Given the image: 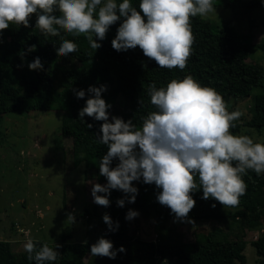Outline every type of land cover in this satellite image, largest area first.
<instances>
[{
  "label": "clouds",
  "instance_id": "clouds-1",
  "mask_svg": "<svg viewBox=\"0 0 264 264\" xmlns=\"http://www.w3.org/2000/svg\"><path fill=\"white\" fill-rule=\"evenodd\" d=\"M33 15L35 27L45 37H60L55 49L58 56L78 51L77 44L62 32L74 37L83 34L90 47L98 50L109 29L119 22L111 40L114 50L126 52L138 46L158 67L184 70L195 41L191 18L218 14L213 0H140L138 8L130 0H0V44L2 32L10 23L31 27ZM36 47L27 46L20 53L21 60ZM17 67H23V63ZM27 67L41 71L44 63L37 56ZM72 90L78 99L86 95L84 89ZM105 91L107 85H90L85 106L78 113L82 121L88 116L102 122L97 139L107 147L99 163V175L106 183L95 182L91 187L95 204L107 208L111 191L118 190L125 195L117 199V206L124 207L126 201L135 203L139 189L134 181L154 184L159 190L156 200L171 210L174 222L193 224L189 217L196 204L192 193L202 189V199L212 198L225 208L237 207L247 189L242 175L247 170L264 174V142L230 131L244 113L239 109L229 111L221 94L201 85L192 75L171 79L159 88L151 83L148 95L155 110L141 118L139 127L132 118L110 114L112 105L102 97ZM138 103L143 106L141 98ZM211 206L215 208L216 204ZM138 216L137 210L129 209L125 219L131 221ZM102 218L108 231L118 230L119 222H113L107 212ZM67 219L76 223L72 213ZM60 247L56 243L55 247L40 245L32 239L24 244L28 259L35 264H53ZM118 251L126 249H115L105 236L90 246L92 256L115 259Z\"/></svg>",
  "mask_w": 264,
  "mask_h": 264
},
{
  "label": "trees",
  "instance_id": "trees-1",
  "mask_svg": "<svg viewBox=\"0 0 264 264\" xmlns=\"http://www.w3.org/2000/svg\"><path fill=\"white\" fill-rule=\"evenodd\" d=\"M122 2V0H118ZM138 8L140 0H130ZM217 5L235 7L236 5L250 10L264 9L262 0H218ZM264 23V20H263ZM31 27L10 23L9 28L2 32L3 43L0 44V119L9 112H29L31 110L50 111L60 108L63 112L61 134L70 137L73 145L75 164L85 162L97 175L99 163L106 153L107 147L100 144L97 133L101 121H95L85 116L79 119V110L85 106L89 96L87 88L90 85L99 87L107 85V91L102 97L112 107L108 110L113 115L125 120L132 118L138 127L141 118L154 111L148 95L149 85L156 83L157 88L166 86L171 79H183L192 75L201 85L214 88L224 98L228 110L237 102L251 95L253 88L262 84L264 66L258 62L247 61L250 54V43L239 40L235 32L228 26L216 27L208 19L199 16L191 18L192 31L195 36L192 45V55L184 70L178 68H160L154 60L144 56L142 50L117 52L111 46V40L116 34L119 22L113 25L101 41L102 47L94 50L90 47L85 35L74 37L61 33L67 39L73 40L78 51L68 56H58L56 47L61 43L60 37H45L35 27V16L30 21ZM95 38V37H94ZM35 44L36 50L27 54L24 61L20 53L27 46ZM264 49V41L258 44ZM39 56L44 63V70H29L27 64ZM73 60L79 64H74ZM23 63V67H17ZM72 89H84L86 95L78 99ZM122 98L123 106H116V99ZM143 100V106L138 103ZM248 108L250 117L243 124L249 128L261 131L264 128V93H256L251 97ZM91 123L92 128L87 124ZM234 134L239 130L237 121ZM115 161L113 162V166ZM247 185L246 194L240 197L237 207H227L233 211L224 212L225 207L210 198L202 199V189L192 193L196 201L189 217L197 220H221L241 218L243 227L249 230L257 229L259 235L251 241L258 258L256 264H264V174L257 175L253 170H247L242 175ZM99 180L106 179L99 175ZM198 181V178H197ZM139 191L135 203L125 202L124 207L117 206V199L125 194L112 190L110 205L105 208L113 222H119L115 232L108 231L105 224L104 236L113 242L114 248L124 246L125 252H117L115 259L108 258L106 264H245L243 253L247 241L243 235L233 238L218 239L215 233L197 235L193 241L183 239L145 240L130 234L124 218L129 209L138 210L150 207L154 218L159 220L174 219L171 210L159 204L156 193L159 191L154 184L133 182ZM215 203L216 207L211 205ZM40 245L46 243L34 240ZM95 241L66 242L59 245L57 264H90L86 262L90 255V246ZM48 244V243H47ZM50 247L52 245L48 244ZM0 264H35L28 259L25 251L14 253L11 242L0 240Z\"/></svg>",
  "mask_w": 264,
  "mask_h": 264
},
{
  "label": "rangeland",
  "instance_id": "rangeland-1",
  "mask_svg": "<svg viewBox=\"0 0 264 264\" xmlns=\"http://www.w3.org/2000/svg\"><path fill=\"white\" fill-rule=\"evenodd\" d=\"M218 15L208 19L213 26L230 27L239 40L250 43L247 61L264 66V49L257 47L264 41V9L247 10L238 5L224 7L213 0ZM74 64H79L73 60ZM256 93H264V77L251 95L237 102L229 111L241 110L235 134L249 135L254 142H264V128L258 131L244 125L250 117L249 104ZM116 106H123L122 98ZM111 115L112 112H110ZM64 112L60 108L50 111L9 112L0 119V240L11 242L14 253L24 250L29 240H41L53 247L55 243L96 241L104 236L105 207L93 202L91 187L103 184L85 162L75 164L72 139L61 134ZM138 182V181H136ZM139 216L129 221L124 218L130 234L145 240L190 242L199 234L215 233L218 239L243 235L245 264H256L258 258L251 245L260 233L243 227L241 218L197 220L195 223L159 220L150 207L138 209ZM233 211L225 208L224 212ZM75 216L76 223L67 219ZM264 229V220L261 224ZM59 251V249H58ZM57 260L53 264H57ZM108 257L88 255L90 264H106Z\"/></svg>",
  "mask_w": 264,
  "mask_h": 264
}]
</instances>
